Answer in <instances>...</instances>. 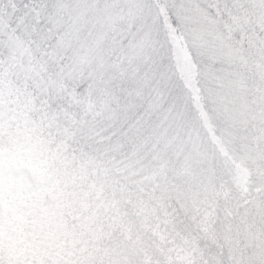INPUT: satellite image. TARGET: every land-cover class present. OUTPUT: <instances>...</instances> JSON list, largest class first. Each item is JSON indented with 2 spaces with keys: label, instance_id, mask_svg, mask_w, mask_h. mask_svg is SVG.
I'll return each instance as SVG.
<instances>
[{
  "label": "trees",
  "instance_id": "1",
  "mask_svg": "<svg viewBox=\"0 0 264 264\" xmlns=\"http://www.w3.org/2000/svg\"><path fill=\"white\" fill-rule=\"evenodd\" d=\"M8 1L15 11L5 12L3 28L9 30L0 26L1 57L12 56L15 39L26 40L34 33V44L49 45L57 53L54 58L63 62L47 60L45 82L36 77L38 68L13 71L15 80L34 81L30 85L37 111L29 130L44 133L53 157L37 167L23 162L29 181L5 198L4 205L11 213L18 208L28 225L52 209L65 217L71 214L74 225L69 229L64 224L62 235L44 236L35 230L28 235V225L23 227L31 248L60 249V263L78 264V256H85L78 247L82 242L88 246L95 237L91 245L98 246L105 264H115L114 258L121 264L126 256L125 264H174L169 245H160L155 234L147 237L141 231L144 213L129 177V167L137 165V158L152 143L163 140L173 122V131L181 140L185 137L204 163L201 187H205L208 225L205 230L190 224L187 251L193 248L206 259L212 256L211 264H264V44L249 38L246 47L237 48V35L229 37L221 30L216 49L207 51L213 47L214 29L200 26L211 13L205 3L146 0L161 36L145 64L151 78L147 73L136 78L128 62L118 64L119 58L129 55L124 43L111 44L107 56L92 58L86 50L85 56L89 20L97 17L96 10L83 18L78 12L84 13L87 6L79 9L75 0H0V4ZM30 3L38 6V17ZM97 8L101 9L100 3ZM260 10L264 16V8ZM99 30L95 27L93 34ZM205 30L210 35L199 51L196 43ZM6 68L0 65L2 77ZM60 80L75 90V103L57 92ZM45 83L48 87L39 91ZM27 141L21 135L15 146L0 149L2 165L17 164L19 157L28 155L42 160L45 148ZM65 174L72 176L70 188L59 180ZM112 245L115 251L109 256L106 249ZM170 246L184 258L177 245ZM138 248L144 249L141 257L135 253ZM8 249L0 245V264H31L21 255L6 262ZM86 256L90 258L89 252Z\"/></svg>",
  "mask_w": 264,
  "mask_h": 264
},
{
  "label": "rangeland",
  "instance_id": "2",
  "mask_svg": "<svg viewBox=\"0 0 264 264\" xmlns=\"http://www.w3.org/2000/svg\"><path fill=\"white\" fill-rule=\"evenodd\" d=\"M75 1H78L79 9L87 6L86 9L82 10L84 13L80 14L78 12L79 17L88 18L91 12L97 11V17L89 20L90 34L86 36V48H83L85 56L87 55L86 51L92 58H95L99 54L107 56L111 52V48L109 47L111 44L117 46L120 43H124V49L129 50V55L126 58H119L118 64L128 62L133 69V77L139 78L147 73L150 79L152 73L145 69V64L155 54L158 48V37L161 36V32L158 35L159 30H157L153 21V11L147 1ZM178 1L182 2V0H177L176 2ZM192 1L187 0L185 4L187 5ZM199 1L205 3L211 12L205 16L204 21L206 23L200 26L206 25L208 28L214 29L213 47L208 48V50L206 48L205 50L212 51L216 49L215 39H219V37L217 39L216 35L220 36L221 30L229 37L237 35V43L234 45L237 48L242 49V47H246L249 44V38H255V40L258 38L259 42L264 44V16L263 12H261L262 10H260L264 8V0ZM99 3L101 4V9L97 8ZM29 5L32 6L31 12H33L34 16L38 17V6L32 5V3ZM8 9L15 11L12 1H8L6 5L0 4L1 28L5 24L3 19ZM256 15L259 18L256 19ZM64 18L65 13L60 16V19ZM207 18L208 20H206ZM35 24L37 25V23ZM5 27V29L3 28L4 30H9L6 25ZM95 27L101 31L98 35L93 34ZM256 29H258L257 33ZM206 31L199 34L203 37V41L198 36L200 46L198 43H196V46L199 47V51L203 49L204 43L208 42L210 34L208 32L205 34ZM33 34L26 40L15 39V46L12 49L13 53L11 57L8 55L2 58L0 55V65L5 66V68L7 67L5 77L0 75V149L15 146L18 137L20 139L21 135H23V138L27 136L28 143L36 146L39 144L41 149L45 148V151L43 154L41 153L42 160L38 155L35 157L28 155L27 157H22V159L19 157L18 159L21 162L19 161L17 164L12 163L9 167L2 165L3 162L0 159V240L3 239L0 245L9 247V256H7L6 262L21 255L24 260L31 262V264H63L59 260V258L62 259V251L60 249L55 250L51 247L52 249L50 248V250L37 251L31 248L26 237H23V227L28 225L22 219L23 215L18 212V208L14 209L12 213L8 212L4 205L6 202L5 198H10L12 193L16 192L18 186L29 181L30 177L24 173L27 164L24 167L22 166L23 162L26 163L28 161L37 167L38 164L45 163L49 158L52 159L53 157V154L50 153V149L47 147L49 141L42 138L44 133L40 132L37 134L29 130L31 129V120L35 115L34 112L37 111V105L35 104L30 85L34 81L22 77H17V80L14 79V70H22L24 73H29L32 72V69L38 68L35 75L39 78L40 82H45L42 76L46 74L47 60H52L53 63L57 64L63 63L61 60L58 59L57 61L54 58L57 53L49 45L41 46L40 44H34L33 39L35 35ZM7 37L9 38V33ZM47 43L49 44V42ZM102 43L103 47L101 48L100 45ZM118 54H121V52H118ZM215 54H217V51H215ZM64 83V80L58 82L57 92L71 103H75V90L69 84ZM47 85L45 83L44 88H38L39 91L48 87ZM140 88H142V83ZM164 122H167L165 118ZM172 123H170L164 136H162L163 140L158 143H152L153 145L149 149L146 148V153L140 154L137 158V165L129 167V177L131 180L134 179L135 191L141 203V211L144 213L140 229L147 237L150 234H155L160 239V245L162 243L166 247L169 245L170 254L175 259L174 264H211L212 256L206 259V256L203 257L196 249L190 248L187 251V247L184 245L187 244L190 224L195 228L205 230L208 225L209 212H207L205 205L207 202L205 187H201L204 183L203 156L197 153L194 147L191 148L187 144L185 137L182 140L180 139L179 134L173 131L174 125ZM40 134L41 136H39ZM28 166L31 165L28 164ZM71 177L69 174H65L59 180L65 184L64 186L70 188ZM132 199L135 198L132 197ZM127 208L129 209V207ZM136 211L134 207V212ZM126 220L127 218L123 222L126 223ZM62 226H58L56 232L63 233ZM123 234L126 236L127 231ZM94 239L95 237L88 240V243H90L88 246L85 242H82L78 247V253L82 252L85 254L82 259L78 256V264H105L103 260L99 259L102 255L98 253V246L91 245ZM97 242H100L99 237H97ZM170 245H177V253L182 254L181 256L184 258L177 255L174 247ZM112 248L113 245L106 249L107 255L113 254L115 249L112 250ZM179 250L183 253L179 252ZM143 251L144 249H135V253L140 257ZM186 251L187 253H185ZM88 252L90 258L85 259L88 256H86ZM74 253L76 256L77 252L75 251ZM195 254H197V257L194 256ZM114 255L118 256L121 253H115ZM137 255H135V258H138ZM127 260L126 256V259L121 264H125L124 262H127ZM113 261L116 264L117 260L115 258ZM110 263L113 264L112 261ZM246 264H255V262H248Z\"/></svg>",
  "mask_w": 264,
  "mask_h": 264
},
{
  "label": "clouds",
  "instance_id": "3",
  "mask_svg": "<svg viewBox=\"0 0 264 264\" xmlns=\"http://www.w3.org/2000/svg\"><path fill=\"white\" fill-rule=\"evenodd\" d=\"M46 208H50V205H46ZM67 224L68 228L71 229L74 227L72 221V215L69 214L67 217L56 212L52 209L51 212H46L42 217H37L35 224L29 223L28 227V235H31L32 231L35 230L37 235H47L49 232H56L58 226ZM58 235H62L63 233H57Z\"/></svg>",
  "mask_w": 264,
  "mask_h": 264
}]
</instances>
